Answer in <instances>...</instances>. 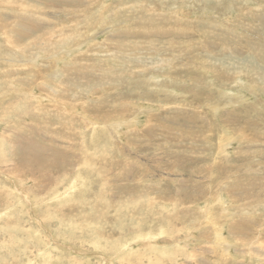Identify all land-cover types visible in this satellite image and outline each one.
Instances as JSON below:
<instances>
[{"label":"rangeland","instance_id":"obj_1","mask_svg":"<svg viewBox=\"0 0 264 264\" xmlns=\"http://www.w3.org/2000/svg\"><path fill=\"white\" fill-rule=\"evenodd\" d=\"M0 45V264H264V0H0Z\"/></svg>","mask_w":264,"mask_h":264},{"label":"bare ground","instance_id":"obj_2","mask_svg":"<svg viewBox=\"0 0 264 264\" xmlns=\"http://www.w3.org/2000/svg\"><path fill=\"white\" fill-rule=\"evenodd\" d=\"M18 2H19V1H18ZM36 3H37V2H36ZM159 3H160V2H159ZM41 4H43V3H41ZM137 4H138V3H137ZM139 5H140V4H139ZM141 5H142V4H141ZM137 6H138V5H137ZM151 6H152V5H151ZM140 8H142V7H140ZM143 8H144V7H143ZM176 8H177V7H176ZM108 10H109V9H108ZM108 10L106 9V11H108ZM111 10H112V9H111ZM142 10H145V9H142ZM147 11H148V10H147ZM5 13H6V12H5ZM24 13H25V12H24ZM127 13H128V12H127ZM134 13H135V12H134ZM134 13H133V14H134ZM35 14H36V13H35ZM136 14H137V13H136ZM40 15H41V14H40ZM8 17H9V16H8ZM88 25H89V24H88ZM103 25H104V24H103ZM178 26H179V25H178ZM87 27H88V26H87ZM185 28H188V27L186 26ZM107 30H108V29H107ZM92 31H94V30H92ZM108 31H109V30H108ZM15 33H16V32H15ZM62 34L64 35V33H62ZM187 34H188V32H187ZM189 34H190V32H189ZM92 35H93V34H92ZM59 36H60V35H59ZM16 37H17V36H16ZM69 37H70V36H69ZM65 38H66V36H65ZM67 39H68V38H67ZM65 40H66V39H65ZM60 41H61V40H60ZM60 41H59V42H60ZM68 41H69V40H68ZM70 41H71V39H70ZM87 42H88V41H87ZM87 42H86V43H87ZM57 43H58V42H57ZM61 43H62V41H61ZM71 43H72V42H71ZM65 44H66V43H65ZM63 45H64V44H63ZM79 45H80V44H79ZM4 46L8 48V47H9V44L6 43ZM2 47H3V46L0 45V49H1V51H2ZM10 47H11V46H10ZM10 47H9V49L13 52V50H12ZM12 48H13V47H12ZM71 53H72V52H71ZM82 54H83V52H82ZM8 55L10 56V54H8ZM80 55H81V54H80ZM77 57H79V56H77ZM9 58H10V57H9ZM35 58H36V57H35ZM23 60H24V59H23ZM8 62H9V61H8ZM21 62H22V61H21ZM25 62H26V60H25ZM57 64H58V63H57ZM57 64H56V65H57ZM34 65H35V64H34ZM37 65H38V64H37ZM54 65H55V64H54ZM57 66H58V65H57ZM43 72H44V71H43ZM52 72H53V71H52ZM60 72H61V71H60ZM8 73H9V72H8ZM10 73H11V72H10ZM58 73H59V72L55 69L54 72H53L52 74L55 75V76H57ZM52 74H51V75H52ZM11 75H12V74H11ZM32 75H33V74H32ZM37 75H38V74H37ZM131 75H132V74H131ZM43 76H44V75H43ZM143 76H144V75H143ZM30 77H31V76H30ZM34 77H35V76H34ZM5 78H6V77H5ZM35 78H36V77H35ZM53 78H54V77H53ZM65 78H67V77H65ZM151 78H152V77H151ZM63 79H64V78H63ZM76 79H77V78H76ZM149 79H150V78H149ZM152 79L155 80V77L152 78ZM157 79H158V78H157ZM33 80H34V79H33ZM33 80H32V81H33ZM65 80H66V79H64V81H65ZM67 80H68V79H67ZM147 81H148V79H147ZM147 81H146V82H147ZM33 82H34V81H33ZM66 82H67V81H66ZM77 82L80 83L81 80H79V81H77ZM146 82H145V83H146ZM69 83L72 85L71 82H68V84H69ZM149 83H150V82H149ZM59 84H60V83H59ZM63 84H65V83H63ZM63 84H62V85H63ZM80 84H81V83H80ZM80 84H79V85H80ZM154 84H156V83L154 82ZM51 85H52V84H51ZM54 85H55V84H54ZM54 85H52V86H54ZM88 85H89V84H88ZM131 85H132V84H131ZM151 85H152V84H151ZM39 86H40V85H39ZM73 86H74V85H73ZM83 86H84V85H83ZM89 86H90V85H89ZM91 86H92V85H91ZM91 86H90V87H91ZM152 86H153V85H152ZM10 87H11V86H10ZM47 87L50 88L49 86H47ZM56 87H58V85H57ZM61 87H62V86L60 85V86H59V89H60ZM63 87H64V85H63ZM66 87H67V85H66ZM93 87H94V84H93ZM157 87H158V86H157ZM157 87H156V88H157ZM52 88H53V87H52ZM69 88H70V86H69ZM95 88H97V87H95ZM95 88H94V89H95ZM145 88H146V87H145ZM39 89H40V88H39ZM42 89H43V88H42ZM55 89H57V88H55ZM67 89H68V88H67ZM67 89H66V90H67ZM72 89H73V88H72ZM76 89H77V88H76ZM76 89H74V91H75ZM82 89H83V88H82ZM89 89H90V88H89ZM99 89H100V88H99ZM149 89H150V88H149ZM152 89H153V88H152ZM164 89H165V88H164ZM43 90H44V89H43ZM49 90H52V89H49ZM61 90L63 91L62 88L60 89V91H61ZM69 90H71V89H69ZM86 90H87V89H86ZM62 91H61V93H62ZM76 91H77V90H76ZM78 91H79V90H78ZM81 91H84V90H81ZM43 92H44V91H43ZM51 92H52V91H51ZM51 92H50V93H51ZM63 92H64V91H63ZM67 92H69V91L67 90ZM84 92H85V91H84ZM84 92H83V94L86 95V93H84ZM95 92H97V91L95 90ZM45 93L47 94V92H45ZM50 93H48V94H50ZM61 93H60V94H61ZM74 93L76 94V92H74ZM78 93H79V92H78ZM89 93H90V91H89ZM139 93H140V92H139ZM144 93H145V92H144ZM163 93H164V90H163ZM40 94H41V93H40ZM43 94H44V93H43ZM65 94H66V92H65ZM87 94H88V93H87ZM92 94H93V93H91L90 96H92ZM67 95H68V94H67ZM79 95L82 96L81 93H80ZM162 95H163V94H162ZM55 96H57V95H55ZM60 96H61V95H60ZM60 96L58 95L57 98H62V97H60ZM62 96H63V95H62ZM68 96H69V95H68ZM68 96H67V97H68ZM81 96H80V98H81ZM97 96H98V94H97ZM218 96H219V95H218ZM65 97H66V96H65ZM88 97H89V96H88ZM54 98H56V97H54ZM68 98H69V97H68ZM76 98H77V96H76ZM76 98H75V100L77 101L78 99H76ZM84 98H86V96H85ZM182 98H183V97H182ZM62 99H63V98H62ZM102 99H103V98H102ZM224 99H225V98H224ZM46 100H47V99H46ZM51 100H52V98H51ZM57 100H58V99H56V101H57ZM60 100H61V99H60ZM70 100H71V99H70ZM180 100H181V99H180ZM211 100H212V99H211ZM62 101H64V100H62ZM80 101H83V99H82V100L80 99ZM212 101H213V100H212ZM53 102H54V99H53ZM53 102H52V104H53ZM72 102H73V101H72ZM54 103H55V102H54ZM58 103H59V101H58ZM62 103H63V102H62ZM66 103H67V102H66ZM83 103H85V102H83ZM88 103H89V102H88ZM127 103H128V102H127ZM229 103H230V102H229ZM49 104L51 105V103H49ZM60 104H61V103H60ZM70 104H71V103H70ZM77 104H78V103H77ZM42 105H43V104H42ZM47 105H48V104H47ZM54 105H55V104H54ZM65 105H66V104H65ZM78 105H79V104H78ZM78 105H77L76 107H78ZM91 105H93V104H90L89 106H91ZM43 106H44V105H43ZM45 106H46V105H45ZM58 106H59V105H58ZM61 106H64V105H61ZM66 106H67V105H66ZM66 106H65V107H66ZM89 106H88V104H87V107H83V108H88ZM128 106H129V105H128ZM74 107H75V106H74ZM227 107H228V106H227ZM44 108H45V107H44ZM59 108H60V107H59ZM62 108H63V107H62ZM91 108H93V106H92ZM47 109H48V107H47ZM53 109H54V108H53ZM57 109H58V108H57ZM63 109H64V108H63ZM64 110H65V109H64ZM64 110H63V112H64ZM67 110H68V109H67ZM67 110H66V111H67ZM84 110H85V109H84ZM92 110H93V109H92ZM126 110H127V109H126ZM135 110H136V109H133V111H135ZM49 111H50V110H49ZM54 111H55V109H54ZM72 111H73V110H72ZM85 111H86V110H85ZM89 111H90V108H89ZM117 111H118V110H117ZM181 111H182V110H181ZM51 112H53V111H51ZM182 112H183V111H182ZM65 113H67V112H65ZM69 113H70V111H69ZM74 113H75V112H74ZM83 113H84V112H83ZM123 113H124V112H123ZM135 113H137V112H135ZM135 113H131V114H135ZM187 113H188V112H187ZM191 113H192V112H191ZM56 114H58V113L56 112ZM60 114H61V113H60ZM118 114H119V113H118ZM121 114H122V113H121ZM189 114H190V113H189ZM42 115H43V114H42ZM48 115H49V113H48ZM54 115H55V114H54ZM62 115H63V114H62ZM70 115H71V114H70ZM102 115H103V114H102ZM116 115H117V114H116ZM135 115H136V114H135ZM135 115H134V116H135ZM104 116H105V115H104ZM104 116H103V117H104ZM124 116H125V115H124ZM53 117H54V116H53ZM63 117H64V116H63ZM63 117H62V118H63ZM71 117H73V116H71ZM71 117H70V118H71ZM74 117H76V116H74ZM113 117H114V116H113ZM119 117H120V116H119ZM130 117H131V115H130ZM192 117H193V116H191L190 118H192ZM54 118H55V117H54ZM91 118H92V117H91ZM120 118H121V117H120ZM60 119H61V118H60ZM73 119H77V118H73ZM106 119H107V118H106ZM126 119H127V118H126ZM68 120H69V119H67V120H65V121L67 122ZM94 120H95V119H94ZM118 120H120V119H118ZM59 121H60V120H59ZM79 121H80V120H78V122H79ZM95 121H97V120H95ZM113 121H114V120H113ZM129 121H130V120H129ZM150 121H151V120H150ZM69 122H70V120H69ZM69 122H68V123H69ZM74 122H77V121H74ZM78 122H77V123H78ZM90 122H91V120H90ZM98 122H99V121H98ZM109 122H110V121H109ZM109 122H108V123H109ZM119 122H120V121H119ZM64 123H65V122H64ZM68 123H65V125H67ZM77 123H76V124H77ZM91 123H92V122H91ZM101 123H104V122H101ZM108 123H106V121H105V125L108 124ZM152 123H153V120H152ZM61 124H62V123H61ZM71 124H72V123H71ZM115 124H116V123H115ZM125 124H126V123H125ZM155 124H156V123H155ZM62 125H64V124H62ZM69 125H70V124H69ZM69 125H68V126H69ZM152 125H153V124H152ZM152 125H151V126H152ZM68 126H67V127H68ZM70 126L72 127V125H70ZM134 127H135V126H134ZM149 127H150V126H149ZM154 127H155V126H154ZM154 127H153V129H154ZM64 128H66V127H64ZM109 128H110V127H109ZM109 128H108V129H109ZM151 128H152V127H151ZM68 129H69V132H70V128H69V127H68ZM73 129H74V128H73ZM84 129H85V128H82V130H84ZM153 129H152V130H153ZM82 130H81V131H82ZM78 131H79V130H78ZM129 131H130V130H129ZM137 131H139V130H137ZM149 131H150V130H149ZM67 132H68V131H67ZM67 132H66V133H67ZM69 132H68V133H69ZM73 132H74V131H73ZM73 132H72V133H73ZM85 132H86V130H85ZM131 132H133V131H131ZM131 132H130V133H131ZM135 132H136V131H135ZM63 133H64V132H63ZM72 133H71V134H72ZM74 133H75V132H74ZM80 133H81V132H80ZM80 133H79V134H80ZM82 133H83V131H82ZM82 133H81V134H82ZM150 133H151V132H150ZM57 134H58V133H57ZM79 134H78V135H79ZM148 134H149V133H148ZM7 135H8V134H7ZM59 135H60V134H59ZM72 135H73V134H72ZM75 135H76V134H75ZM118 135H119V134H118ZM142 135H143V134H142ZM149 135H150V134H149ZM152 135H153V134H152ZM225 135H226V134H225ZM79 136H80V135H79ZM105 136H106V135H105ZM113 136H114V135H113ZM143 136H144V135H143ZM150 136H151V135H150ZM177 136H178V135H177ZM237 136H238V135H237ZM7 137H9V136H7ZM180 137H181V136H180ZM60 138H61V136H60ZM80 138H82V137L80 136ZM108 138H109V137H108ZM139 138H140V137H139ZM151 138H152V137H150V139H151ZM3 139H4V138H3ZM3 139H2V140H3ZM61 139H62V138H61ZM61 139H59V141H60ZM178 139H179V138H178ZM221 139H222V138H221ZM225 139H226V138H225ZM62 140H63V139H62ZM104 140H105V139H104ZM129 140H130V139H129ZM138 140H139V139H138ZM226 140H227V139H226ZM54 141H55V140H54ZM106 141H107V140H106ZM118 141H119V140H118ZM127 141H128V140H126V142H127ZM222 141H223V140H222ZM102 142H103V141H102ZM111 142H112V141H111ZM135 142H136V139H135ZM137 142H138V141H137ZM220 142H221V141H220ZM4 143H5V142H4ZM79 143H81L80 140H79ZM114 143H115V142H114ZM138 143H139V142H138ZM138 143H136V144H138ZM1 144H3V143L1 142ZM107 144H108V143H106V146H107ZM136 144H134V146H135ZM52 145H53V144H52ZM78 145H79V144H78ZM114 145H115V144H114ZM119 145H121V144H119ZM124 145H125V144H124ZM127 145H128V143L126 144V146H127ZM132 145H133V143H132ZM138 145H139V144H138ZM154 145H155V143H154ZM154 145L152 146L153 148L155 147ZM156 145H157V144H156ZM43 146H44V145H43ZM134 146H133V149L135 148ZM140 146H141V145H140ZM220 146H221V145H220ZM220 146H219V147H220ZM0 147H2V146L0 145ZM37 147H38V145H37ZM37 147H36V148H37ZM51 147H54V146H51ZM121 147H122V146H121ZM136 147H137V146H136ZM142 147H143V146H142ZM158 147H159V146H158ZM38 148H39V147H38ZM57 148H58V147H57ZM104 148H105V147H103V149H104ZM108 148L110 149L111 147H108ZM113 148L116 149L117 147H116V146H115V147L113 146ZM124 148H125V147H124ZM124 148H123V149H124ZM225 148H226V147H225ZM55 149H56V148H55ZM64 149H65V148H64ZM129 149H130V148H129ZM218 149H219V148H218ZM35 150H36V149H35ZM39 150H40V149H39ZM59 150H60V149H59ZM94 150H95V149H94ZM106 150H107V149H105V151H106ZM124 150H125V149H124ZM124 150H123V151H124ZM130 150H132V149H130ZM102 151H103V150H102ZM107 151H108V150H107ZM107 151H106V153H108ZM113 151H114V150H113ZM117 151H118V150H117ZM120 151H121V150H120ZM135 151H136V150H135ZM159 151H160V150H159ZM211 151H212V150H211ZM53 152H54V151H53ZM68 152H69V151H67V154H71V153H68ZM110 152H112L111 149H110L109 153H110ZM124 152H125V151H124ZM127 152H128V151H127ZM167 152H168V151H167ZM209 152H210V151H209ZM54 153H55V152H54ZM60 153H61V152H60ZM109 153H108V154H109ZM119 153H120V152H119ZM148 153H149V152H148ZM210 153H212V152H210ZM57 154L59 155V153H57ZM61 154H62V153H61ZM63 154H64V152H63ZM63 154H62V155H63ZM91 154H92V153H91ZM96 154H99V153H96V152H95V155H96ZM136 154H137V152H136ZM150 154L152 155V153H150ZM12 155H13V154H12ZM14 155H15V154H14ZM64 155H66V154H64ZM93 155H94V154H93ZM109 155H110V154H109ZM109 155H108V156H109ZM131 155H132V154H131ZM168 156H169V155H168ZM10 157H11V156H10ZM23 157L26 158V156H23ZM54 157H55V156H54ZM58 157H59V156H58ZM61 157H62V156H61ZM18 158H19V157H18ZM28 158H29V157H28ZM52 158H53V157H52ZM63 158H64V157H63ZM65 158H67V157H65ZM7 159H8V158H7ZM11 159H12V158H11ZM53 159H54V158H53ZM68 159H69V158H68ZM91 159H92V158H91ZM95 159H97V158H95ZM12 160H13V159H12ZM16 160H18V159H16ZM39 160H40V159H39ZM39 160H38V161H39ZM63 160H66V159H63ZM87 160H88V159H87ZM87 160H86L85 162H87ZM1 161H2V160H1ZM3 161H4V160H3ZM28 161H29V160H28ZM45 161H46V160H45ZM45 161H44V162H45ZM47 161H48V160H47ZM50 161H52V160H50ZM98 161H100V160L98 159ZM36 162H37V161H35V163H36ZM44 162H42V164H43ZM52 162H53V161H52ZM61 162H62V160H61ZM100 162H101V161H100ZM0 163H1V162H0ZM2 163H3V162H2ZM7 163H8V162H7ZM62 163H64V162H62ZM101 163H102V162H101ZM112 163H113V162H112ZM3 164L5 165V161H4ZM46 164H47V163H46ZM46 164H45V165H46ZM54 164H55V163H54ZM99 164H100V163H98V165H99ZM103 164H106V163L104 162ZM6 165H7V164H6ZM27 165H28V164H27ZM45 165H44V166H45ZM92 165H93V164H92ZM9 166H11V165H9ZM20 166H22V165H20ZM47 166H49V165H47ZM52 166H53V164H52ZM54 166H55V165H54ZM99 166H100V165H99ZM1 167H2V166H1ZM1 167H0V168H1ZM6 167H7V166H6ZM61 167H62V166H61ZM93 167H94V166H93ZM105 168H106V167H105ZM38 169H39V168H38ZM49 169L52 170L51 168H49ZM96 169H97V167H96ZM98 169H99V168H98ZM98 169H97V170H98ZM106 169H108V168H106ZM46 170H47V169H46ZM46 170H44V171H46ZM108 170H110V169H108ZM44 171H43V172H44ZM48 171H49V170H48ZM181 171H182V170H181ZM185 171H186V170H185ZM35 172H36V171H35ZM183 172H184V171H183ZM4 173H5V172H4ZM29 173H30V172H29ZM46 173H47V172H46ZM72 173H73V172H72ZM102 173H103V172H101V174H102ZM191 173H192V172H191ZM26 174H27V173H26ZM34 174H36V173H34ZM106 174H107V173H106ZM45 175H46V174H45ZM49 175H50V174H49ZM52 175H53V174H52ZM104 176H105V175H104ZM7 177H8V176H7ZM36 177H37V176H36ZM51 177H53V176H51ZM62 177H63V176H62ZM100 177H101V176H100ZM102 177H103V176H102ZM105 177H106V176H105ZM37 178H38V177H37ZM55 178H56V177H55ZM55 178H54V179H55ZM59 178H60V177H59ZM21 179H22V178H21ZM24 179H25V178H24ZM54 179H53V180H54ZM50 180H51V179H50ZM61 180H63V179H61ZM25 181H26V180H25ZM51 181H52V180H51ZM19 182H20V181H19ZM23 182H24V181H23ZM62 182H63V181H62ZM37 183H38V182H37ZM187 183H188V182H187ZM193 183H194V182H193ZM59 184H60V183H59ZM184 184H185V183H184ZM188 184H189V183H188ZM37 185H38V184H37ZM50 185H51V184H50ZM61 185H63V184L61 183ZM221 185H222V184H221ZM101 186H102V185H101ZM103 186H104V185H103ZM57 187H58V186H57ZM59 187H61V186L59 185ZM184 187H185V185H184ZM15 188H16V187H15ZM53 190H54V189H53ZM55 190H56V187H55ZM72 192H73V191H72ZM5 194H6V193H5ZM57 194L59 195V193H57ZM186 194H187V193H186ZM47 197H48V196H47ZM156 197H157V196H156ZM158 197H159V196H158ZM159 198H160V197H159ZM170 198H171V197H170ZM218 198H219V197H218ZM218 198H217V199H218ZM164 199H165V198H164ZM155 200H156V199H155ZM160 201H162V200L160 199ZM146 202H148V201H146ZM190 202H191V201H190ZM214 202H215V201H214ZM76 204H77V203H76ZM95 206H96V204H95ZM11 207H12V206H11ZM62 207H63V206H62ZM183 207H184V206H183ZM183 207H182V209H183ZM209 207H210V206H209ZM153 208H154V207H153ZM184 210H185V209H184ZM187 210H188V209H187ZM201 211H202V210H201ZM67 212H68V211H67ZM73 212H75V211H73ZM182 212H183V211H182ZM94 213H95V210H94ZM97 213H98V212H97ZM69 214H70V213H69ZM95 214H96V213H95ZM143 214H145V213H143ZM223 214H224V213H223ZM70 215H71V214H70ZM91 215H92V214H91ZM98 215H99V214H98ZM78 216H79V215H78ZM94 216H95V215H94ZM74 217H75V216H74ZM87 217H88V216H87ZM98 217H99V216H97L96 218H98ZM186 217H187V216H186ZM219 217H220V216H219ZM96 218H93V220L96 219ZM145 218H146V217H145ZM90 219H92V218H90ZM215 219H216V218H215ZM76 220H77V219H76ZM81 220H82V219H81ZM96 220H97V219H96ZM157 220H158V219H157ZM177 220H178V219H177ZM180 220H181V219H180ZM180 220H179V221H180ZM209 222H210V221H209ZM80 223H83V221L80 222ZM83 224H85V223H83ZM198 224H199V223H198ZM81 225H82V224H81ZM169 225H170V224H169ZM171 225H172V224H171ZM173 225H174V224H173ZM238 225H239V224H238ZM83 226H84V225H83ZM182 226H184V225H182ZM239 226H240V225H239ZM177 228H178V227H177ZM217 229H218V228H217ZM217 229H216V227H214V230H215V231H216ZM245 229H246V228H245ZM218 230H219V229H218ZM240 231H241V230H240ZM216 233H217V231H216ZM171 234H172V233H171ZM255 234H256V233H255ZM82 235H83V234H82ZM93 235H94V234H93ZM97 235H99V234H97ZM220 235H221V234H220ZM95 236H96V235H95ZM100 236H101V235H100ZM172 236H173V235H172ZM99 238H101V237H99ZM213 238H214V237H213ZM106 239H107V237H106ZM104 240H105V238H104ZM104 240H103V238H102V241H104ZM108 240H109V239H108ZM109 241H110V240H109ZM114 241H115V240H114ZM253 241H254V240H253ZM105 242H106V241H105ZM107 242H108V241H107ZM110 244H111V243H110ZM110 244H109V245H110ZM113 244H114V242H113ZM222 244H223V243H222ZM222 244L220 243L219 246L222 245ZM61 245H62V244H61ZM97 245H98V244H97ZM255 245H256V244H255ZM255 245H254V246H255ZM223 246H224V244H223ZM223 246H220V247H223ZM225 246H227V245H225ZM231 246H232V245H231ZM243 246H244V245H243ZM108 247H109V246H108ZM216 247H217V246H216ZM100 248H101V247H100ZM109 248H110V247H109ZM227 256H228V255H227ZM73 261H74V260H73ZM75 263H76V262H75ZM161 263H162V262H161ZM152 264H153V263H152ZM154 264H155V262H154ZM158 264H159V263H158Z\"/></svg>","mask_w":264,"mask_h":264}]
</instances>
